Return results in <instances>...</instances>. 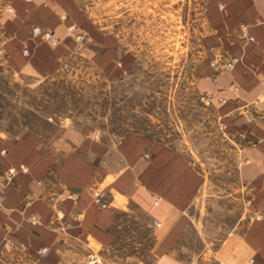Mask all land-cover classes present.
<instances>
[{
  "label": "crops",
  "instance_id": "0c3cea01",
  "mask_svg": "<svg viewBox=\"0 0 264 264\" xmlns=\"http://www.w3.org/2000/svg\"><path fill=\"white\" fill-rule=\"evenodd\" d=\"M72 11L73 0H8L0 10L8 69L44 79L79 53L107 73L111 60L113 80L120 78L118 64L133 65L136 54L116 33L111 48L91 47ZM206 13L207 58L195 67L196 82L237 147L238 191L250 194L216 250L212 242L201 248L205 223L192 210L205 176L180 149L139 132L114 141L92 126H67L0 131V253L32 264H264V0H206ZM216 53L239 61L218 70ZM12 166L28 171L8 182Z\"/></svg>",
  "mask_w": 264,
  "mask_h": 264
},
{
  "label": "rangeland",
  "instance_id": "374dc122",
  "mask_svg": "<svg viewBox=\"0 0 264 264\" xmlns=\"http://www.w3.org/2000/svg\"><path fill=\"white\" fill-rule=\"evenodd\" d=\"M7 1L0 0V10ZM72 12L91 47L111 48L116 33L136 54L135 63L118 64L123 75L113 80L111 60L107 73L73 53L53 75L22 80L4 62L0 31V131L48 134L92 126L114 141L139 132L180 149L205 176L192 210L205 223L201 248L212 242L216 250L250 194L238 191L237 147L210 105L211 95L196 82L195 67L207 58L206 0H73ZM226 61L222 53L210 60L218 70H230ZM0 264L32 262L8 250L0 253Z\"/></svg>",
  "mask_w": 264,
  "mask_h": 264
},
{
  "label": "built area",
  "instance_id": "2783aa9c",
  "mask_svg": "<svg viewBox=\"0 0 264 264\" xmlns=\"http://www.w3.org/2000/svg\"><path fill=\"white\" fill-rule=\"evenodd\" d=\"M32 32L35 35H43L44 38L51 42L52 44H57L58 40L57 38L54 36V34L51 31L48 30H44L42 27L40 26H34L32 28ZM243 36L248 40V41H256V37L254 35H251L247 32H243ZM26 52L28 51L27 49L25 50ZM239 60V58L237 56H232L230 59H227V61L225 62V66L229 69L233 68V66L236 64V62ZM219 60H216V63H218ZM28 171V166H22L20 168L12 166L9 169H7L6 171V180L9 182L12 179H14V177L16 176V174L18 172H27ZM6 195V189L4 187H0V198H4ZM34 219H38L37 215L33 216Z\"/></svg>",
  "mask_w": 264,
  "mask_h": 264
}]
</instances>
